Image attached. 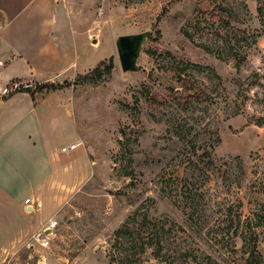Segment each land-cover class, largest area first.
Wrapping results in <instances>:
<instances>
[{
	"label": "rangeland",
	"instance_id": "1",
	"mask_svg": "<svg viewBox=\"0 0 264 264\" xmlns=\"http://www.w3.org/2000/svg\"><path fill=\"white\" fill-rule=\"evenodd\" d=\"M59 2L71 82L113 59L105 81L69 88L94 175L50 248L30 239L0 264H111L115 232L145 216L169 231L165 261L151 247L144 264H244L254 243L264 256V0ZM146 31L144 69L124 73L116 39Z\"/></svg>",
	"mask_w": 264,
	"mask_h": 264
},
{
	"label": "crops",
	"instance_id": "2",
	"mask_svg": "<svg viewBox=\"0 0 264 264\" xmlns=\"http://www.w3.org/2000/svg\"><path fill=\"white\" fill-rule=\"evenodd\" d=\"M64 7L59 0H0V257L45 230L94 175L78 133L74 90L1 94L13 83L34 90L82 74L59 26L62 14H71ZM27 199L34 205L26 206Z\"/></svg>",
	"mask_w": 264,
	"mask_h": 264
},
{
	"label": "trees",
	"instance_id": "3",
	"mask_svg": "<svg viewBox=\"0 0 264 264\" xmlns=\"http://www.w3.org/2000/svg\"><path fill=\"white\" fill-rule=\"evenodd\" d=\"M157 35L161 37L160 32H157ZM113 71V59H110L98 64V66L88 74L78 76L73 83H43L36 85L34 90L31 88H21L18 91L28 92L34 96L44 91H56L71 86L97 85L108 79L113 74ZM184 92H187L185 88ZM176 94L182 95L183 93L177 91ZM204 155L211 159L212 155L209 152H205ZM132 227V224L128 220L115 232L114 247L118 251V258H113L111 264H144L145 259H143V256L147 252V249L151 247L154 248L158 263L165 261V256L163 255V241H165L164 237L168 234L169 230H165V226L149 220L147 216H145L142 223H140V228L134 229ZM253 239L255 240L256 237L253 236ZM247 254L248 256L244 259V264H264V256L257 250L256 243L252 245V248Z\"/></svg>",
	"mask_w": 264,
	"mask_h": 264
},
{
	"label": "water",
	"instance_id": "4",
	"mask_svg": "<svg viewBox=\"0 0 264 264\" xmlns=\"http://www.w3.org/2000/svg\"><path fill=\"white\" fill-rule=\"evenodd\" d=\"M151 36L152 32L146 31L139 34L121 35L116 39L117 52L124 73H135L144 69L138 61Z\"/></svg>",
	"mask_w": 264,
	"mask_h": 264
},
{
	"label": "built area",
	"instance_id": "5",
	"mask_svg": "<svg viewBox=\"0 0 264 264\" xmlns=\"http://www.w3.org/2000/svg\"><path fill=\"white\" fill-rule=\"evenodd\" d=\"M22 88V84L20 83H13L10 86L2 88L1 94L2 95H10L11 93H14ZM76 149V146L73 145L68 149H63V151L70 150L73 151ZM25 205L32 206L34 205V202H32L31 199H27L25 201ZM38 208L42 207L41 203H36ZM60 227V222L57 219H53L49 222V224L46 226L45 230L42 232H39L35 234L32 237V240L39 244L43 248H50L54 241L58 239V230Z\"/></svg>",
	"mask_w": 264,
	"mask_h": 264
}]
</instances>
